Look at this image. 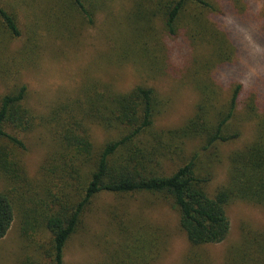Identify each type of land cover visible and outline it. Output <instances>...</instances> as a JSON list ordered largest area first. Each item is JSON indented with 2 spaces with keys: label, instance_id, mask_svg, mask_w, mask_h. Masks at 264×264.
I'll use <instances>...</instances> for the list:
<instances>
[{
  "label": "trees",
  "instance_id": "obj_1",
  "mask_svg": "<svg viewBox=\"0 0 264 264\" xmlns=\"http://www.w3.org/2000/svg\"><path fill=\"white\" fill-rule=\"evenodd\" d=\"M61 1L89 25L104 7L93 0H52L47 12L56 11ZM32 2L16 0L17 10L0 2V54L6 57L0 61V178L6 186L0 191V240L18 216L26 246L48 264H65V249L100 194L138 193L159 199L177 213L190 247L187 263L194 264L203 257L200 247L227 238V205L243 201L264 211V112L255 101L247 104L248 118L255 122L253 137L229 153L224 183L212 194L207 190L222 159L220 146L241 135L234 121L242 84L226 87L217 77L236 56L228 33L208 17L219 8L217 2L134 0L129 18L133 24L125 18L129 37L115 41L104 55L110 64L132 59L160 76L172 59L167 39L179 37L186 44L178 69L180 79L196 92L194 112L180 126L160 130L154 122L165 103L156 89L144 84L116 92L89 83L88 89L63 96L37 114L21 80L40 57L42 45L32 22ZM156 18L158 25L153 24ZM24 23L29 28L26 42L9 49L23 37ZM74 30L66 28L71 41L78 38ZM94 126L109 135L101 145L91 137ZM39 127L47 130L50 148L32 182L20 152L25 150L23 135ZM116 216L111 214L110 221L116 241L111 245L105 236L98 244L101 264H151L166 243L163 229ZM25 264H31L29 258ZM201 264L209 263L204 259ZM227 264H264V232L245 231L229 251Z\"/></svg>",
  "mask_w": 264,
  "mask_h": 264
},
{
  "label": "rangeland",
  "instance_id": "obj_2",
  "mask_svg": "<svg viewBox=\"0 0 264 264\" xmlns=\"http://www.w3.org/2000/svg\"><path fill=\"white\" fill-rule=\"evenodd\" d=\"M207 1L218 3L217 11L208 17L228 33L236 46L232 64L219 69L217 77L226 87L234 83L242 84L234 121L241 127V135L220 146L222 159L215 167L207 188L212 194L226 180L229 153L253 137L255 122L248 118L250 111L247 104L255 101L258 109L264 112V0ZM0 2L8 9L12 5L17 10L16 0ZM50 2L52 0L32 2V22L38 27L35 31H38L42 45L40 57L21 76L28 88V103L37 114L46 112L59 98L74 96L75 92L84 91V88L95 83L116 92H127L139 84L156 89L165 103L155 117L154 127L159 130L180 126L193 114L197 95L190 85L180 79L179 55L183 54L186 44L179 37L176 40L167 39L172 59L170 57L167 71L160 76L148 73L132 59L122 64L105 61L104 55L110 52L114 42L123 39L121 37H129L126 29L133 24L129 18L132 17L134 0H93V3H102L104 7L94 13L92 25L82 21L76 11L69 9L66 1H61L56 11L48 13L46 8ZM125 18H128L129 24ZM159 22L156 18L153 24L158 25ZM1 27L0 21V33ZM69 27L75 29L74 33L78 36L76 41L70 40L71 35L66 31ZM23 31V37L13 41L9 49H17L26 42L29 36L26 23ZM132 55L135 57L136 53ZM5 58L0 54V61ZM108 136L101 127L91 129V137L96 145H101ZM23 139L25 150L20 152L22 167L26 178L35 182L49 152L50 139L43 127L24 134ZM5 187L0 178V191ZM225 211L230 221L227 238L221 243L200 247L199 253L203 257L194 264H201L204 259L209 264H227L229 251L240 243L245 231L264 232V211L260 207L235 201L227 205ZM113 213L117 215L115 220L136 218L163 229L166 243L151 264H190L187 263L189 243L179 228L177 213L159 199L151 200L145 194L138 193L100 194L86 213L82 229L69 241L64 253L65 264H101L103 254L98 244L103 243L105 236L111 245L117 238L110 223ZM28 258L31 264H48L44 258H38L32 247L26 246L20 236L18 216H15L7 234L0 240V264H25Z\"/></svg>",
  "mask_w": 264,
  "mask_h": 264
}]
</instances>
